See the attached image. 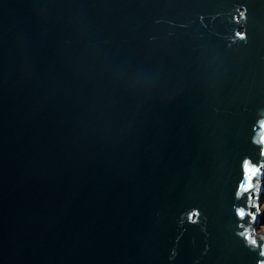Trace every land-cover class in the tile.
<instances>
[{
	"label": "water",
	"instance_id": "1",
	"mask_svg": "<svg viewBox=\"0 0 264 264\" xmlns=\"http://www.w3.org/2000/svg\"><path fill=\"white\" fill-rule=\"evenodd\" d=\"M264 0H0V264H264Z\"/></svg>",
	"mask_w": 264,
	"mask_h": 264
},
{
	"label": "rangeland",
	"instance_id": "2",
	"mask_svg": "<svg viewBox=\"0 0 264 264\" xmlns=\"http://www.w3.org/2000/svg\"><path fill=\"white\" fill-rule=\"evenodd\" d=\"M263 183H264V179H263ZM261 212L263 213V215H264V192H263V194H262V196H261ZM264 220V219H263ZM264 226V221H262V224H260V227H259V229L261 228V226Z\"/></svg>",
	"mask_w": 264,
	"mask_h": 264
},
{
	"label": "bare ground",
	"instance_id": "3",
	"mask_svg": "<svg viewBox=\"0 0 264 264\" xmlns=\"http://www.w3.org/2000/svg\"><path fill=\"white\" fill-rule=\"evenodd\" d=\"M260 216H261V210H260ZM259 231H260L261 233H263V235H264V226H263V225L261 226V228L259 229Z\"/></svg>",
	"mask_w": 264,
	"mask_h": 264
}]
</instances>
